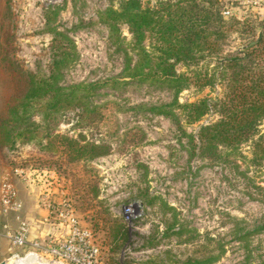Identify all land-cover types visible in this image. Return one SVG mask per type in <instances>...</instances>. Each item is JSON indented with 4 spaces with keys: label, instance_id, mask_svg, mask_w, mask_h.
<instances>
[{
    "label": "rangeland",
    "instance_id": "rangeland-1",
    "mask_svg": "<svg viewBox=\"0 0 264 264\" xmlns=\"http://www.w3.org/2000/svg\"><path fill=\"white\" fill-rule=\"evenodd\" d=\"M123 1L0 0V116L15 82L21 84V74L44 75L60 53L55 44L51 46L53 35L47 33V24L69 39L71 44L56 38L62 52L73 47L61 85L117 76L125 60L100 18L109 8L118 10ZM160 1L140 0L139 4L153 7ZM219 4L224 19L233 24L221 46L224 57L259 31L257 24L254 32L234 21L264 22V0H220ZM119 31L126 43L131 41L126 24ZM152 43L147 39L143 46ZM129 54L133 64L137 56ZM215 95L209 89L196 94L191 88L180 94L179 102ZM169 99L166 91L134 83L119 90H99L90 98L96 104L116 102L104 117L100 110L92 115L75 108L60 112L56 133L79 145L108 147L103 155L87 154L76 160L75 149L69 150L66 142L54 141L51 150H41L45 140L41 132L33 140L15 138L13 143L0 134V183L3 178L13 179L15 170H22L30 180L40 171L57 178L53 199L71 202L80 226L91 232L106 264H182L188 256H217L219 245L225 253L213 264H238L247 252L233 234L252 232L264 214V205L246 195L259 196L254 185L264 188V162L259 170L246 172L247 180L240 175L244 166H216L200 159L197 152L190 155L187 138L169 119L150 111ZM213 117L208 115L201 124ZM31 122L43 126L39 114ZM198 127L185 131L195 133ZM260 129L264 133V123ZM133 130L132 142L123 141L122 134ZM114 131L116 136L111 137ZM249 250L250 263L258 264L264 233L249 239Z\"/></svg>",
    "mask_w": 264,
    "mask_h": 264
},
{
    "label": "trees",
    "instance_id": "trees-1",
    "mask_svg": "<svg viewBox=\"0 0 264 264\" xmlns=\"http://www.w3.org/2000/svg\"><path fill=\"white\" fill-rule=\"evenodd\" d=\"M139 1L124 0L118 10L109 8L100 18L125 60L117 76L101 81L60 84L62 72L71 63L69 57L73 47L62 52L63 46L56 38L71 44L69 39L47 24V33L53 35L51 46L55 44L54 48L60 49V53L44 75L23 73L21 84L15 82L7 108L0 116L2 138L12 139L11 143L15 138L30 137L33 140L35 133L41 132L45 137L41 150H51L50 143L59 141L61 145L66 142L69 150L75 149L76 160L87 154L91 157L103 155L108 147L79 145L73 139L58 135L56 127L60 112L75 108L84 115H92L100 110V117H104L109 105H116V102L96 104L90 101L99 90H119L134 83L142 84L169 93L168 102L152 106L150 111L169 119L181 136L187 138L190 155L197 152L200 159H209L216 166H234L236 169L244 166L245 172L240 175L249 180L246 172L259 170L264 162V133L260 129L264 123V22L234 21L254 32L253 25L257 24L259 31L233 54L223 57L220 56L221 46L233 24L222 16L220 0H161L153 7H141ZM121 24L128 26L131 36L128 43L121 37ZM147 39L153 43L145 47L143 43ZM129 52L137 56L133 64ZM179 66L182 70H178ZM191 88L196 94L209 89L216 95L180 103V94ZM37 114L43 122L41 127L31 124V117ZM210 114L213 119L201 124ZM194 125H199L197 131L187 134L185 128ZM133 132L123 133L122 140L132 142ZM113 135L116 136L115 131L111 137ZM252 188L259 196L246 195L264 205V188L257 185ZM234 221L239 220L234 218ZM259 224L252 232L242 234L238 230L233 234L234 241L247 252L238 264H251L249 239L264 233V214ZM181 232L178 230L176 234ZM224 253V246L219 245L217 256H188L182 264H213ZM259 257L258 264H264V252Z\"/></svg>",
    "mask_w": 264,
    "mask_h": 264
},
{
    "label": "built area",
    "instance_id": "built-area-1",
    "mask_svg": "<svg viewBox=\"0 0 264 264\" xmlns=\"http://www.w3.org/2000/svg\"><path fill=\"white\" fill-rule=\"evenodd\" d=\"M14 175L28 179L22 170H15ZM34 177L44 185L39 195V205L57 220L63 231L48 239L31 240L29 225L21 216L22 204L16 187L11 179L3 178L0 183V211L4 215H14L17 223L14 231L5 233L10 245L15 248L27 247L31 249L29 255L34 257L39 254L48 258L51 264H106L91 232L80 226L71 202L62 200L57 203L53 199L52 189L58 185L57 178L49 177L42 171L35 173Z\"/></svg>",
    "mask_w": 264,
    "mask_h": 264
},
{
    "label": "crops",
    "instance_id": "crops-1",
    "mask_svg": "<svg viewBox=\"0 0 264 264\" xmlns=\"http://www.w3.org/2000/svg\"><path fill=\"white\" fill-rule=\"evenodd\" d=\"M11 180L16 187L18 199L22 204L21 216L29 225L30 239L44 240L62 232L63 229L58 225L57 220L53 216H49L48 212L39 205V195L44 189V185L41 182L35 183L33 180L22 179L15 175ZM52 191L53 197L56 199L54 196L56 193L55 188ZM16 227L17 223L14 215H4L0 211V263L51 264L48 258L40 257L39 254H36L34 257L33 255H29L28 253H31V249L27 247L15 248L10 245L5 237V233L7 231H14ZM15 249L23 250L24 253L15 252Z\"/></svg>",
    "mask_w": 264,
    "mask_h": 264
},
{
    "label": "water",
    "instance_id": "water-1",
    "mask_svg": "<svg viewBox=\"0 0 264 264\" xmlns=\"http://www.w3.org/2000/svg\"><path fill=\"white\" fill-rule=\"evenodd\" d=\"M0 264H5V262H1Z\"/></svg>",
    "mask_w": 264,
    "mask_h": 264
},
{
    "label": "bare ground",
    "instance_id": "bare-ground-1",
    "mask_svg": "<svg viewBox=\"0 0 264 264\" xmlns=\"http://www.w3.org/2000/svg\"><path fill=\"white\" fill-rule=\"evenodd\" d=\"M20 261V260H19ZM36 262V261H35Z\"/></svg>",
    "mask_w": 264,
    "mask_h": 264
}]
</instances>
